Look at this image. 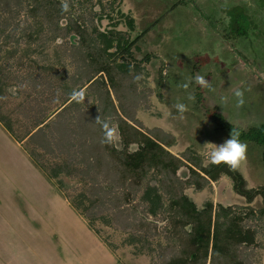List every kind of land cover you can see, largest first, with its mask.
Listing matches in <instances>:
<instances>
[{"label": "rangeland", "instance_id": "374dc122", "mask_svg": "<svg viewBox=\"0 0 264 264\" xmlns=\"http://www.w3.org/2000/svg\"><path fill=\"white\" fill-rule=\"evenodd\" d=\"M199 9L196 0H0L2 123H11L22 136L45 119L42 135L25 144L27 151L37 149L49 166L67 165L66 172L75 174L63 171L51 178L61 193L65 187L63 200L50 201L44 189L34 196L39 204L46 203V216L38 205L37 215L29 212L35 222L20 217L16 229L0 218L6 224L0 231V252L4 250L6 258L0 254V264H91L79 254L105 255L118 264H170L175 259V264H264L261 145L242 140L248 146L247 160L238 170L248 188L260 191L250 202L234 191L232 179L223 173L214 181L203 179L199 189L202 179L193 170L210 166L211 143L230 138L229 131L217 128L211 111L225 104L231 112L228 121L241 130L264 121L258 112L246 123L236 118L254 106L253 88L238 86L217 99L213 89L191 85V46L204 42L197 23L191 22ZM129 18L134 20L132 30ZM144 29L129 50L117 49L116 39L123 44ZM106 36L114 38L108 49ZM257 53L264 59V44ZM92 72L95 77L89 81ZM135 76L140 79L134 81ZM236 89L243 92V105L237 106ZM73 90H84L88 99L75 102ZM258 98L264 99V91ZM178 103L186 105L182 114ZM98 116L117 128L123 116L133 127L123 122L126 139L118 128L119 140L105 144L103 128L95 122ZM134 127L165 143L175 173L172 164L168 169L153 167L141 179L131 178L122 157L127 139L137 134ZM136 148L138 143L130 142L128 149ZM34 185L42 184L34 178L30 188ZM82 191L89 199L104 201L95 220L70 203ZM148 191L151 198H159L145 199ZM182 194L201 212L208 202L212 214L223 207L227 221L234 218V227L252 236V242L232 240L219 248L211 240L207 250L197 251L191 241L193 224H184L176 215L180 211L171 209ZM54 210L66 221L53 216L50 223Z\"/></svg>", "mask_w": 264, "mask_h": 264}, {"label": "crops", "instance_id": "0c3cea01", "mask_svg": "<svg viewBox=\"0 0 264 264\" xmlns=\"http://www.w3.org/2000/svg\"><path fill=\"white\" fill-rule=\"evenodd\" d=\"M196 2L200 9L191 22L197 23V34L204 42L201 45L192 43L191 46L194 63L191 70V85L197 84L207 90L213 89L217 99L222 94H231V89L238 86L253 88L254 106L248 109L246 116L244 114L236 118L246 123L247 118L251 119L258 112L264 119V99H256V96L264 91V59L258 57L257 53V47L263 48L264 44V0H196ZM181 62L179 61V64ZM197 75L207 81V86H201L196 82ZM224 105L219 112L228 120L231 112L229 107ZM2 122L0 119V212L3 214L0 218L9 223L8 227L16 229L20 217L30 224L35 222L30 213L32 211L37 215L38 205L42 214L46 216L44 211L46 203L39 204L34 197L40 190H45L50 201L55 198L63 200L65 197L32 159L25 147L27 137L19 139ZM261 124H264V121ZM34 178L42 184L40 189L35 185L30 188V182ZM55 211L50 212L52 216L50 223L53 216L55 219L61 218L59 210L56 212L57 215ZM61 220L65 222L66 218L63 217ZM5 225L0 223V231L6 229ZM0 254L6 256L4 250ZM79 256L91 264H104V261L118 264L114 258L109 262L105 255L94 257L79 254ZM7 263L14 264L10 261Z\"/></svg>", "mask_w": 264, "mask_h": 264}, {"label": "trees", "instance_id": "16d2710c", "mask_svg": "<svg viewBox=\"0 0 264 264\" xmlns=\"http://www.w3.org/2000/svg\"><path fill=\"white\" fill-rule=\"evenodd\" d=\"M53 6V2H52ZM55 6V5H54ZM53 8V7H52ZM51 8V9H52ZM55 12H59L64 14L65 11L62 12V9L60 8H53ZM50 12V11H49ZM49 12L45 11L44 13L48 14ZM128 25L130 26L131 30L134 29V20L133 18H129L127 21ZM143 33H145V29L140 31L138 35L135 36L132 40H124V43L121 44L120 39H116L117 42L116 47L117 49H120L119 51L126 49L129 50L130 44L136 39V37H140ZM105 36V34H102ZM116 37V36H115ZM108 47L107 49L113 46L114 38H109L106 36ZM122 48H119L121 47ZM118 51V50H117ZM111 55H113V52H109ZM113 53V54H112ZM128 53V52H127ZM119 54V52H118ZM103 71V70H101ZM100 71V72H101ZM94 72H92V76H90L88 79L89 81H92L94 79ZM212 118L217 123V128L222 130H227L230 133L233 132L234 134H238L239 139L242 141H252L255 142L262 147V159L264 161V124L261 125H255L249 127L247 130H241L239 127L235 126L228 120H226L223 115L219 111H211ZM1 119V118H0ZM3 120V119H1ZM4 121V120H3ZM123 122L130 127H133L129 124L128 120L124 118L123 116H120V122L118 124L119 131L121 133V136L123 134ZM45 123V119H43L41 122L37 123L34 127V129L26 133L25 135H18L16 136L19 139H24L27 137L25 144L31 142L35 143L33 138H38V136H41L42 134L38 135L40 132L44 131V128L47 126ZM7 127L10 129V131H13L14 129L11 126V124L6 123ZM44 124V125H43ZM133 130L135 133L140 134L139 136L135 134V136L128 138L126 143V148L124 150V154L122 157V164L125 167V169L131 174V178L134 177V179H141L148 173V170H150L153 167L162 166L165 169H168L167 167L174 164L172 166V170L175 173L176 172V164L168 157V155H171V153L166 149L165 143L160 141L158 138H156L152 134L143 133L138 128L134 127ZM38 135V136H37ZM126 139V135L122 136ZM34 141V142H33ZM130 142L138 143V148L135 150L130 151L128 149ZM113 149V148H112ZM115 151V148L113 149ZM30 155L32 159L37 163L39 168L45 173L47 178L51 180L52 177L58 176L59 172L66 173L69 176L75 175L72 174L69 170L66 172L67 165H57V166H49L48 160H41L44 158L43 154L41 152H38L37 149L32 150L30 152ZM168 163V164H167ZM200 171L204 174L201 175L200 171L197 169H193L194 173L199 175L202 179V182H199L198 185L199 189L203 188V179H205L207 182H210L211 180H217L220 175L226 174L228 175L232 181H233V189L236 193L246 197V199L250 202L252 201L258 194H260V191L258 189L254 188H248L247 182L242 175V173L237 170H232L226 165H213L210 164L208 167L201 166ZM64 171V172H63ZM140 183V181L135 182L137 185ZM64 187V186H63ZM60 188V187H59ZM62 188V187H61ZM60 188V189H61ZM64 189V190H63ZM61 189L63 196H65V187ZM68 195V194H67ZM151 193L148 191L146 195L144 196L147 200H153L156 201L159 198V195H155V197L151 198ZM89 196L85 192H80L75 198H71V205L74 206L80 213L86 215L90 219L95 220L97 217V213L100 210V207L104 204V201L102 199H89ZM88 199L90 200V203L88 205L85 204L84 200ZM99 208L97 209V206ZM171 209L175 211H180L179 213H176V215L179 217L181 216L183 218L184 224L191 223L193 224V236L191 237V241L196 245V249L198 250H205L208 248L209 244L212 240V246H219V248H224L228 242L234 240L238 242L245 243L248 241L252 242V236L247 234L246 232L239 230L238 228L234 227L236 221L234 218H232L230 221H227L226 218L229 217V214L227 212L222 213V210H224L223 207H220L218 211H215L214 214H212L213 206L211 203H207L205 210L202 212L197 209L195 204L191 202L188 197L184 194L180 195L177 199H174L171 203ZM150 212L155 213L154 208L150 209ZM103 215V214H102ZM100 215V216H102ZM214 217V218H213ZM225 217V219L223 218ZM226 229V233L223 232V229ZM207 250V249H206ZM191 254H195L194 252H191ZM177 260H171L170 264H175Z\"/></svg>", "mask_w": 264, "mask_h": 264}, {"label": "clouds", "instance_id": "9594fccd", "mask_svg": "<svg viewBox=\"0 0 264 264\" xmlns=\"http://www.w3.org/2000/svg\"><path fill=\"white\" fill-rule=\"evenodd\" d=\"M66 8V5H65ZM140 76H135L134 81H138ZM196 82L201 86H207V81L200 75H197L195 78ZM71 99L78 103H84L85 98H87L86 92L84 90H73L70 94ZM234 95L237 98V106L243 105V92L240 89H236ZM88 99V98H87ZM178 112L181 114L186 111V105L183 103H178L176 105ZM96 123L101 124L104 135L101 140L105 144H113L119 140V131L118 128L107 119H101L98 116L95 120ZM208 144V143H206ZM214 145L212 150L207 154L208 160L213 165H226L232 170H237L241 167L243 163L247 160V144L243 143L238 134L230 133V138L226 139L223 143Z\"/></svg>", "mask_w": 264, "mask_h": 264}]
</instances>
